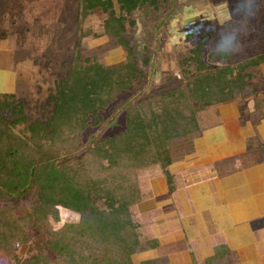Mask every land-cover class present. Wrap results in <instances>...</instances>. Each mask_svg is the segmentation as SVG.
<instances>
[{
  "label": "trees",
  "instance_id": "trees-1",
  "mask_svg": "<svg viewBox=\"0 0 264 264\" xmlns=\"http://www.w3.org/2000/svg\"><path fill=\"white\" fill-rule=\"evenodd\" d=\"M156 3L78 0V41L66 75L50 93L53 107L45 120L30 121L14 92L0 95V202L12 203L0 207V249L12 254L8 264H132L135 254L158 246L141 237L131 212L143 199L142 174L158 166L173 189L168 167L193 151L201 134L198 116L207 107L249 93L256 110L264 109L253 83L264 52L211 68L205 40L191 45L182 60L184 85L149 95L150 74L137 62L126 25L133 12ZM99 10L106 14L101 34L84 27ZM100 35L125 49L123 61L105 65L82 57V41ZM122 112L123 130L98 134ZM25 200L32 214L18 216L14 205ZM60 208L78 219L53 228L50 220L61 221ZM19 245H28L23 257ZM222 247L202 264H218L226 254ZM140 264L163 263L154 258Z\"/></svg>",
  "mask_w": 264,
  "mask_h": 264
},
{
  "label": "rangeland",
  "instance_id": "rangeland-1",
  "mask_svg": "<svg viewBox=\"0 0 264 264\" xmlns=\"http://www.w3.org/2000/svg\"><path fill=\"white\" fill-rule=\"evenodd\" d=\"M78 10V0H0V69L4 67L8 79L5 86L11 84L5 91L14 92L24 102L30 121L45 120L53 107L50 93L56 81L66 75L78 41ZM105 18L106 14L99 10L85 20L84 27L101 34ZM129 20L126 37L136 51L138 64L150 74L149 95L185 84L182 60L191 45L201 40L206 41L204 60L211 68L228 62L235 64L264 52V0H157L154 5L133 12ZM132 20L134 24L130 23ZM80 51L83 58L105 65L126 57L125 49L106 35L85 38ZM222 52L227 56L221 57ZM257 70H253L255 86L260 81ZM114 108L115 105L105 116ZM124 128L122 112L98 134L111 136ZM86 135L87 132L84 138ZM162 172L156 166L142 174L141 183L147 194L150 181ZM143 199L131 210L142 238L150 234L147 229L155 222L151 220L155 214L147 219L145 214L151 211L139 205ZM10 206L11 202H0L1 208ZM14 208L18 216L32 214L27 200ZM60 215V222L50 220L53 228L78 219L77 214L63 208ZM27 249L28 245H19L16 252L23 257ZM153 250L139 254L150 257ZM11 257V253L0 249V264H8ZM132 260V264H140L136 254ZM162 263L165 264L163 260Z\"/></svg>",
  "mask_w": 264,
  "mask_h": 264
},
{
  "label": "crops",
  "instance_id": "crops-1",
  "mask_svg": "<svg viewBox=\"0 0 264 264\" xmlns=\"http://www.w3.org/2000/svg\"><path fill=\"white\" fill-rule=\"evenodd\" d=\"M2 69L0 95L11 87ZM256 69L257 97L264 99V63ZM256 109L249 93L207 107L193 151L168 167L173 189L163 172L148 194L142 185L139 205L151 211L147 219L155 214L143 238L158 246L150 257L136 254L140 263L202 264L223 246L218 264H264V109Z\"/></svg>",
  "mask_w": 264,
  "mask_h": 264
}]
</instances>
